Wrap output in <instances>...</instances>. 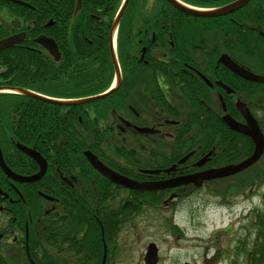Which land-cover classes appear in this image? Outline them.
I'll list each match as a JSON object with an SVG mask.
<instances>
[{
  "label": "flooded vegetation",
  "instance_id": "af4514ba",
  "mask_svg": "<svg viewBox=\"0 0 264 264\" xmlns=\"http://www.w3.org/2000/svg\"><path fill=\"white\" fill-rule=\"evenodd\" d=\"M68 2L70 3V0ZM84 2L85 0H81V7ZM85 3L88 4L86 9L92 8L90 0ZM40 4L41 11L37 21L30 20L24 27L13 28L2 38L23 33L25 41L28 37L27 30L30 29L31 35L38 31L37 36L29 35L32 43L52 60L58 61L62 57L61 48L72 46L69 42L74 44V41L78 40L71 28L78 13L77 0L68 25L63 28L62 24L65 22L60 21L63 20L62 12L69 13L63 9L65 1L41 0ZM127 6L128 3L126 8ZM248 6L251 7L253 15L261 14L260 6H264V0H251L235 13L245 10ZM53 13L56 16H53ZM89 17L102 23L105 20V17L93 14H89ZM130 17L134 21H164L158 30L144 32L142 36L145 40L135 39L126 34L124 29L122 31L125 47L133 49L131 56L125 53L119 62L121 78L114 92L120 89L122 96L120 104L106 106L107 114L105 119L98 123V128L110 136L109 140L117 147L125 151L129 148L134 150L132 155L135 159L131 166L135 167V170L129 174L114 169L101 158L103 164L130 179L156 183L180 179L218 165L237 164L250 157L254 144L249 137L227 128L226 132H221L217 125L223 124L222 118L225 115L240 124L245 123L237 103H242L259 125L256 118L259 112L256 96L253 93L244 96L239 90H234V84L231 82L233 79L225 83L221 65L216 62L212 68L200 56H207L211 52L219 56L228 54L223 49V43H220L212 32H190L186 35L176 32L174 21L188 19L189 16L186 15H129L126 18ZM120 18L118 28L121 21L124 26L126 20L123 14ZM12 19L14 18L7 22ZM113 21L114 17L110 20L107 31L109 54ZM75 28L77 32L81 29L78 23ZM252 28L259 29L256 24ZM263 30L264 28L257 30L261 37ZM41 36L55 42L58 59L35 41ZM252 49H255V45H252ZM232 50L235 54L241 52L244 56L243 59L231 57L239 67L254 75H264L257 70H250L248 66L255 63L251 47L249 51H244L237 39L232 45ZM192 55H195L199 62L193 63ZM236 78L242 79L237 75ZM236 81L233 82L238 87ZM219 82L226 84L229 91L218 85ZM90 114L93 116H89L85 121L80 115L76 116V123L70 113L64 118L66 124L71 126L68 130L90 135V144L86 146V150H92L90 147L95 144L93 110ZM192 118H198L205 125H211L213 130L212 144L202 146V149L206 150L202 153L193 154V151L200 150V145L192 147L190 143H179L191 137L192 131L194 134L199 132L200 123ZM213 124L219 132H216ZM259 128L264 138V130L260 125ZM140 129L147 132H139ZM26 147L40 154L44 159L45 169L41 179L28 184L16 182L0 170L8 185L7 191L0 190V264H128L133 259L132 254L138 256L137 264H147L145 256L151 244L157 249L154 264H163L168 251L173 248V242L159 240L160 232L173 238L175 229L178 231V228L174 222L149 221L154 218L153 215H160L162 212L166 213L165 215L174 214L180 204L202 192V188L208 184L203 183L200 189L186 185L157 191H132L109 182L94 171L85 159L88 168L85 174H81V159H64L63 154L60 157L58 149H79L81 146L77 143H43L42 149L39 150ZM176 150L183 152L178 154ZM209 152L211 155L208 163L196 168L194 164ZM189 153L192 155L188 160L179 163ZM19 154L24 157L22 171H17L4 162L7 168L19 176L36 174L39 167L35 161L25 153ZM218 155L220 161L215 162ZM110 159L118 163L117 158ZM263 159L264 152L258 163ZM214 163L219 164L213 165ZM121 165L127 166L124 160H121L119 168ZM234 179H238V176ZM37 182L39 183L36 184ZM16 184L25 186V192L39 198L35 205H32L29 198H25ZM163 243L168 246L167 250ZM236 252L238 253L235 250ZM214 257L215 255L211 256L210 260H204L203 264H211ZM132 264H135V261Z\"/></svg>",
  "mask_w": 264,
  "mask_h": 264
},
{
  "label": "trees",
  "instance_id": "16d2710c",
  "mask_svg": "<svg viewBox=\"0 0 264 264\" xmlns=\"http://www.w3.org/2000/svg\"><path fill=\"white\" fill-rule=\"evenodd\" d=\"M31 5L32 9L19 4L12 3L10 1L0 0V16L6 20L10 18H17L21 22V27H24L30 20L37 21L41 11V0H21ZM63 9L68 10L69 13L62 12L63 21L62 28L68 25L69 17L72 16L74 10L75 0H64ZM92 2V8L86 9L88 6L85 0L81 9L76 14L75 22L71 28L75 32V38L72 46L61 48L62 57L58 61L52 60L45 55L39 47L32 43L30 36H37L38 31H35L34 35H31L30 29L27 30L28 37L21 44L13 46L9 49L0 52V87L21 88L30 90L48 97L61 98V99H73L82 98L90 95L98 94L108 88L112 77L113 70L111 59L109 55V46L107 42V31L109 28L110 20L120 3V0H90ZM186 3L199 6V7H217L229 3L233 0H183ZM250 6V5H249ZM245 8L238 13H234L224 17L217 18H195L190 17L185 20H175V31L186 35L190 32H212L215 34L217 40L223 43V49L233 59H243L244 56L241 52L232 50V45L235 41L239 42V46L244 51H249L250 47L254 54L255 63L248 64L250 70H257L259 73L264 74V38L259 36L257 30L264 28V6H260L261 14L253 15L251 7ZM108 8H110L108 10ZM251 10V11H250ZM43 11V10H42ZM252 12V13H251ZM89 14L95 16L105 17L104 22L100 20L91 19ZM125 22L121 21L118 33H117V55L119 62L125 53L129 56L132 54V50L129 47H125V39L122 36V31L138 40H145L142 36L144 32L156 31L159 25L162 24L164 19L155 20L151 26V22L140 23L143 26L135 27L138 21L132 20V18H126L132 15H174L185 17L184 14L172 8L164 0H129L128 6L124 13ZM53 16L54 15L53 13ZM102 17V19H103ZM101 19V20H102ZM130 19V20H129ZM181 20V21H179ZM78 23V32L75 25ZM139 24V23H138ZM183 24V25H179ZM256 24L259 29H253L252 26ZM37 30V29H36ZM136 31L138 33H136ZM9 34L2 26H0V38ZM71 35V31H70ZM86 38V39H85ZM68 39V37H67ZM86 40V41H85ZM90 42V43H88ZM64 43V42H63ZM252 45H255V49H252ZM204 62L208 63L212 68L216 65L218 54L209 53L207 56L201 54ZM202 59V60H203ZM191 61L193 63L199 62V59L192 55ZM223 71V79L225 83L227 80H231L234 90H239L244 96H249L250 93L256 96V103L258 104V114L256 115L259 125L264 130V84H256L246 82L242 79H237L229 71L220 66ZM221 77H219L220 79ZM237 80V85L233 82ZM122 91L118 89L112 95L101 101L76 106H61L58 104L44 102L42 100L27 97L21 94L15 93H2L0 92V150L2 152L5 162L13 169L22 171L23 169V156L19 154V150L16 148V144L19 143L24 146H30L37 150L42 149V144H60L63 142L65 145L69 143H77L81 147L79 149H73L72 147H65L64 150L58 149L60 157L64 159H81L80 160V173L85 174L86 168H88L82 156V150H86V146L90 144V135L82 132H72L68 129L71 126L66 124L65 116L69 113L74 116L76 123V116L80 115L82 120L85 121L90 114V111L94 112L93 125L95 128L94 138L95 144L91 145V151H93L102 160L106 161L114 169H120L123 172L131 173L130 168H119V164L111 160L106 153L111 150L115 155L117 154L120 160H124L130 167L134 162V156L130 148L125 151L120 147H117L109 140L100 128L98 123L105 119L107 114V108L109 104L113 106L115 103L120 104V97ZM67 113V114H65ZM198 120L200 125L198 126V133L194 134L186 141L179 143H190L192 147L200 145V150H195V153H202L206 151L202 149L204 145H211V134L213 132L211 125H205L202 120L198 118H192L193 121ZM209 120V118H208ZM216 132H219L218 128L212 125ZM221 132H226V128L220 124L217 125ZM79 127L82 128L81 124ZM230 132V131H228ZM231 133V132H230ZM180 138V137H178ZM206 142V143H204ZM248 145V144H247ZM249 146V145H248ZM52 148V147H51ZM53 149V148H52ZM241 151V150H240ZM179 154L182 150H176ZM220 161V156L215 157V162ZM219 164V163H217ZM213 164V165H217ZM254 165L256 171H251V174H241L239 177L241 184L239 183L233 186H219L214 185L212 189L213 196L220 197L222 199L228 198L230 194H236L244 196L246 195V188L255 185L253 189L258 191L264 186V163ZM251 167V168H253ZM250 168V170H251ZM249 170V169H248ZM37 182L36 184H38ZM35 184V185H36ZM25 198H29L32 205L36 204L38 197L25 192L26 187L16 184ZM33 185V186H35ZM29 187V186H28ZM251 188V187H250ZM0 190L7 191L8 185L5 177L0 171ZM73 191V189H71ZM252 191V192H253ZM250 195H254L252 193ZM228 195V197H226ZM264 203V202H263ZM262 212L256 213L252 219H250L249 232L252 230L257 232V240L252 248L249 249L247 243H241V252L243 254V264H264V208Z\"/></svg>",
  "mask_w": 264,
  "mask_h": 264
},
{
  "label": "rangeland",
  "instance_id": "374dc122",
  "mask_svg": "<svg viewBox=\"0 0 264 264\" xmlns=\"http://www.w3.org/2000/svg\"><path fill=\"white\" fill-rule=\"evenodd\" d=\"M262 163H264V159L258 163L259 166ZM256 168L258 167H253L243 174H251L250 172L252 170L256 171ZM240 176L242 175H239L238 178ZM227 180L225 183L227 186H233L237 181L236 179ZM240 184L241 180H239V186ZM250 187L246 188L245 197L239 198L238 195H235L233 199L230 196L225 199L212 196L207 193V188H204L203 192L196 194L184 204H180L175 209L176 213L174 216L173 213L172 215H165L166 213L163 212L160 215H153L154 218L149 221L150 223H163V218H167L168 222L174 221L179 227V231L176 232L173 238L167 235L165 236L160 232L159 240L173 242V248L168 251L163 264H172V261L174 264H181L182 262L202 264L204 259L210 260L214 252L218 254V257L215 259L216 264H243V254L240 252L241 243H247L248 248L252 247L256 243L257 232L252 230L248 233L246 227L250 220L241 221L240 219L242 217L240 218V216L242 213L248 211L245 216L250 213L248 217L252 219L257 211L263 213L262 200L264 201V186L258 191H253L255 185ZM251 192H257L259 195L253 197L250 195ZM239 200H247L245 201L247 203L233 208L221 207L223 201L229 202V206H231L239 202ZM225 230L229 233L225 234L222 232ZM163 244L167 250L168 246L165 243ZM235 250L238 253H235ZM132 257V261L128 262V264H132L134 261L137 264L138 256L132 254Z\"/></svg>",
  "mask_w": 264,
  "mask_h": 264
},
{
  "label": "water",
  "instance_id": "95a60500",
  "mask_svg": "<svg viewBox=\"0 0 264 264\" xmlns=\"http://www.w3.org/2000/svg\"><path fill=\"white\" fill-rule=\"evenodd\" d=\"M11 1H13V0H11ZM166 1L169 4H171L172 6H174L175 8H177V9H179L185 13H188V14L198 15V16H203V17H215V16L227 15L229 13H232L235 10L242 7L243 5L247 4L251 0H238L236 2H233L231 4L226 5L224 7H221V8L215 9V10H210L207 12L190 10V9L180 5L179 3L175 2L174 0H166ZM80 4H81V0H77L76 9H78L80 7ZM124 6H125V4H124ZM124 6L122 7V9L120 10V12L117 14L116 18L113 21L112 32L114 31L116 24H117L122 12H123ZM1 23L7 29H10V26L8 24H6L5 22H3L2 20H1ZM12 25L18 26V22L14 21V22H12ZM23 39H24L23 33L15 34V35L1 39L0 40V51L7 49V48H10V47L22 42ZM35 41L38 44H40L43 48L47 49L49 51V53L52 54L55 59H58L59 53L57 52L56 44L52 39L41 36V37H38ZM112 56H113V62H114V66H115L117 80L119 81V73H118V68L116 65L115 57L113 55V50H112ZM219 61L226 68H228L231 72H233L234 74H236L237 76H239L241 78H244V79H246L248 81H252V82L264 83V77L254 75V74L242 69L241 67H239L235 63H233L225 55H222L220 57ZM0 91H12L14 93L21 94V95H24L27 97H32V98H36V99H39V100H42L45 102L56 103V104H61V105H73V104L88 103V102H92V101H96L98 99H101L107 95V94H104V95H98V96H94L91 98H85V99L76 100V101L63 102V101H55V100L47 99L43 96H40V95L35 94L31 91L21 89V88L0 87ZM237 108H238V111L241 114L242 118L245 120V124H240V123L236 122L234 119H232L228 115H225L222 118V120L229 129L243 133V134L249 136L251 138V140L253 141V144H254V149H253V153L251 154V156L248 157L247 159H245L244 161L237 163V164L226 165V166L215 168V169H209V170H206V171H203V172H200L197 174H193L190 176H186V177H183L180 179H174V180H170V181L156 182V183H145V182H139V181H135V180L125 178V177L111 171L110 169L106 168L102 163H100L97 160V158L89 152H85L84 155H85L86 159L88 160V162L91 164V166L95 170H97L103 177H105L106 179H108L109 181H111L117 185L129 188L132 190H145V191L158 190V189H165V188H173V187L183 185V184H188V183H192L196 187H199L203 183V181H210V180H215V179H219V178L229 177V176L235 175V174L243 171L244 169L250 167L255 162H257L263 153L264 138H263V136L259 130V127L257 126L256 121L252 118V116L249 114L248 110L245 108V106L242 103H237ZM138 131L139 132H147V130H145V129H140ZM17 147L21 151L25 152L28 156H30L33 160H35V162L37 163V165L39 167V171L37 172V174L32 175V176H28V177L13 174L4 164L2 156H1V152H0V168H1V170L4 172L5 175H7L12 180L19 182V183H31L33 181L38 180L42 176V174L44 173V169H45L44 160L42 159V157L38 153H36L35 151H33L31 149H27V148L22 147L20 145H17ZM185 159L186 158H183L179 163H182ZM206 160H207V157H204L199 162H197L195 165L200 167L206 162ZM155 255H156L155 249L150 247V249L148 250L147 256H146V261L148 259L154 260Z\"/></svg>",
  "mask_w": 264,
  "mask_h": 264
}]
</instances>
